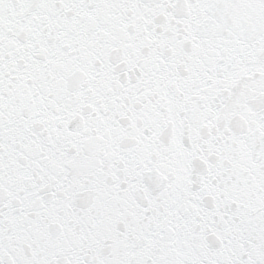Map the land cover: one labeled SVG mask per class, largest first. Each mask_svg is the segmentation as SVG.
<instances>
[{
  "label": "snow or ice",
  "instance_id": "obj_1",
  "mask_svg": "<svg viewBox=\"0 0 264 264\" xmlns=\"http://www.w3.org/2000/svg\"><path fill=\"white\" fill-rule=\"evenodd\" d=\"M0 264H264V0H0Z\"/></svg>",
  "mask_w": 264,
  "mask_h": 264
}]
</instances>
